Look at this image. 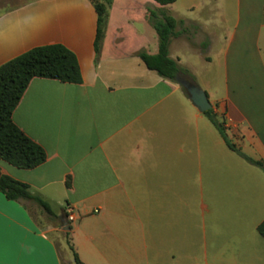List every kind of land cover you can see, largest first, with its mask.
<instances>
[{"label": "crops", "instance_id": "crops-1", "mask_svg": "<svg viewBox=\"0 0 264 264\" xmlns=\"http://www.w3.org/2000/svg\"><path fill=\"white\" fill-rule=\"evenodd\" d=\"M149 9L177 22L168 55L187 72L177 75L263 169L136 56L158 52ZM96 28L93 0H0V66L60 45L81 76L32 79L13 111L46 160L31 170L0 160V176L53 216L0 192V264H71L57 242L66 232L82 264H264V0H112L98 53Z\"/></svg>", "mask_w": 264, "mask_h": 264}, {"label": "trees", "instance_id": "trees-1", "mask_svg": "<svg viewBox=\"0 0 264 264\" xmlns=\"http://www.w3.org/2000/svg\"><path fill=\"white\" fill-rule=\"evenodd\" d=\"M112 0H93L97 14V28L94 49L98 53V45L103 38L106 12ZM159 6L174 3L175 0H152ZM147 20L153 27L158 39V52L148 55L138 52L137 57L144 66L154 71L159 77L174 81L178 73L187 74L169 58L168 48L172 37L176 36L177 22L164 10H148ZM34 78L55 80L61 83L79 84L81 76L75 56L60 45H50L31 49L24 54L0 66V160L22 170H31L46 160L44 149L27 137L12 121V114L21 97ZM219 131L227 147L242 157L248 164L263 169L259 162H255L241 154L227 139L223 125L216 119L210 109L203 113ZM0 192L8 200L32 201L42 212L53 216L49 205L40 197L31 194L26 184L7 176H0ZM258 233L264 239V223L257 227ZM65 240L72 253L75 264H82L73 247L70 245L69 233H65Z\"/></svg>", "mask_w": 264, "mask_h": 264}, {"label": "water", "instance_id": "water-1", "mask_svg": "<svg viewBox=\"0 0 264 264\" xmlns=\"http://www.w3.org/2000/svg\"><path fill=\"white\" fill-rule=\"evenodd\" d=\"M176 83L185 91L190 103L201 113L211 109L205 92L192 80L175 76ZM68 229L67 224L65 225Z\"/></svg>", "mask_w": 264, "mask_h": 264}, {"label": "rangeland", "instance_id": "rangeland-1", "mask_svg": "<svg viewBox=\"0 0 264 264\" xmlns=\"http://www.w3.org/2000/svg\"><path fill=\"white\" fill-rule=\"evenodd\" d=\"M95 1H98V0H95ZM216 106H217V105H213V107H215V108H216ZM217 119H218L219 122H222V117H220L219 115H217ZM33 214H34V213H33ZM34 216H36V215L34 214ZM57 242L59 243V246H60V248H61V251H62L63 257H64L65 259L68 257V259L71 260V264H75L74 261H73L72 253H71V251H70L69 248H68V245H67V243H66V240H65V242H64L62 239H59Z\"/></svg>", "mask_w": 264, "mask_h": 264}, {"label": "built area", "instance_id": "built-area-1", "mask_svg": "<svg viewBox=\"0 0 264 264\" xmlns=\"http://www.w3.org/2000/svg\"><path fill=\"white\" fill-rule=\"evenodd\" d=\"M65 215H66V219L69 223H71L75 220V217L73 214V209L70 206H66Z\"/></svg>", "mask_w": 264, "mask_h": 264}]
</instances>
